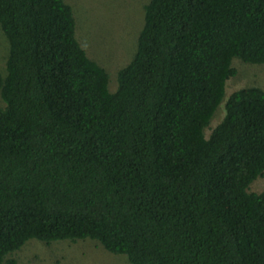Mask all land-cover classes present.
<instances>
[{"label":"trees","instance_id":"obj_1","mask_svg":"<svg viewBox=\"0 0 264 264\" xmlns=\"http://www.w3.org/2000/svg\"><path fill=\"white\" fill-rule=\"evenodd\" d=\"M0 264L31 237L132 264H264V0H150L117 85L67 0H0ZM224 99L222 113L213 120Z\"/></svg>","mask_w":264,"mask_h":264},{"label":"rangeland","instance_id":"obj_2","mask_svg":"<svg viewBox=\"0 0 264 264\" xmlns=\"http://www.w3.org/2000/svg\"><path fill=\"white\" fill-rule=\"evenodd\" d=\"M73 5L76 33L88 54L106 67L110 86L117 85L118 70L133 57L145 20V6L150 0H67ZM9 40L0 24V68L6 71ZM236 73L227 80L224 99L232 89L258 84L264 87V61H246L233 57ZM224 99L213 120L222 113ZM222 105V106H221ZM250 188H264V174L250 183ZM18 264H132L126 254L114 253L92 238H60L45 241L31 237L10 253Z\"/></svg>","mask_w":264,"mask_h":264}]
</instances>
